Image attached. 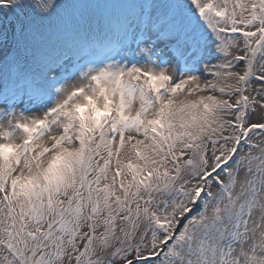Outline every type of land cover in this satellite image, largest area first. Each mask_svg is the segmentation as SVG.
<instances>
[{
    "label": "snow or ice",
    "instance_id": "obj_1",
    "mask_svg": "<svg viewBox=\"0 0 264 264\" xmlns=\"http://www.w3.org/2000/svg\"><path fill=\"white\" fill-rule=\"evenodd\" d=\"M0 264H264V0H0Z\"/></svg>",
    "mask_w": 264,
    "mask_h": 264
}]
</instances>
